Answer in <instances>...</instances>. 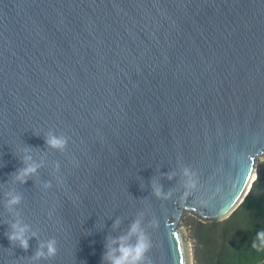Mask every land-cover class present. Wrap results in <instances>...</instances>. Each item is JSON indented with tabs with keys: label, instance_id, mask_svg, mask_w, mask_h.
Masks as SVG:
<instances>
[{
	"label": "water",
	"instance_id": "1",
	"mask_svg": "<svg viewBox=\"0 0 264 264\" xmlns=\"http://www.w3.org/2000/svg\"><path fill=\"white\" fill-rule=\"evenodd\" d=\"M25 148L40 167L20 184ZM261 158L264 0H0V264H102L137 219L151 264H193L185 216L230 218Z\"/></svg>",
	"mask_w": 264,
	"mask_h": 264
},
{
	"label": "clouds",
	"instance_id": "2",
	"mask_svg": "<svg viewBox=\"0 0 264 264\" xmlns=\"http://www.w3.org/2000/svg\"><path fill=\"white\" fill-rule=\"evenodd\" d=\"M45 144L56 151L63 152L68 143V137L58 136L54 133H48L44 138ZM25 153L20 157L21 167L16 169L12 178L14 181L24 184L30 177L36 174L39 164L32 161L31 155H28L29 149H22ZM57 168L59 165L56 166ZM183 175L186 178L188 186H191L192 174H190L187 168L184 169ZM168 179H172L169 175ZM51 182H45L44 189L50 188ZM170 193H165L158 185H153V195L156 198L167 199ZM6 204L5 208L11 212L18 205H20L22 197L12 191L5 194ZM119 224L117 220L113 227ZM28 225L22 223L19 219L13 220L8 225V231L5 236L11 245H15L20 249L27 251L28 241L33 238L28 235ZM254 248L264 250V231L257 233V242L253 243ZM151 248L150 239L141 225V220L137 219L128 228V231L120 236L114 238H106L105 250L101 257L102 264H151V261L147 258V253ZM57 254V241L52 238L47 242L40 243L37 246V250L31 259H51Z\"/></svg>",
	"mask_w": 264,
	"mask_h": 264
},
{
	"label": "trees",
	"instance_id": "3",
	"mask_svg": "<svg viewBox=\"0 0 264 264\" xmlns=\"http://www.w3.org/2000/svg\"><path fill=\"white\" fill-rule=\"evenodd\" d=\"M187 223L199 243L197 264H264V250L253 247L257 233L264 231V160L252 191L230 218L203 223L189 217Z\"/></svg>",
	"mask_w": 264,
	"mask_h": 264
},
{
	"label": "rangeland",
	"instance_id": "4",
	"mask_svg": "<svg viewBox=\"0 0 264 264\" xmlns=\"http://www.w3.org/2000/svg\"><path fill=\"white\" fill-rule=\"evenodd\" d=\"M261 160H264V158H261ZM189 217H195L197 218L195 215L193 214H187L185 216V222L180 226V228H183L186 232V236H187V242L191 248V252L193 253V264H197V261H196V248L197 246L199 245L198 241L193 237V226L191 224H188L187 223V219ZM198 219V218H197ZM199 220V219H198ZM203 223H207L203 220H199Z\"/></svg>",
	"mask_w": 264,
	"mask_h": 264
}]
</instances>
